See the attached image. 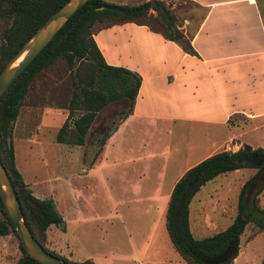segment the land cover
Returning <instances> with one entry per match:
<instances>
[{"label": "crops", "instance_id": "0c3cea01", "mask_svg": "<svg viewBox=\"0 0 264 264\" xmlns=\"http://www.w3.org/2000/svg\"><path fill=\"white\" fill-rule=\"evenodd\" d=\"M160 1L181 38L168 39L163 25L143 21L113 24L92 36L105 63L133 72L139 86L131 110L87 169L97 171L108 196L104 203L144 208L140 217L152 211L155 225L162 216L164 221L170 191L185 170L216 151H236L246 135L264 129V6L256 0H186L193 7L185 12L174 8L175 0ZM106 260L99 257L100 264Z\"/></svg>", "mask_w": 264, "mask_h": 264}, {"label": "rangeland", "instance_id": "374dc122", "mask_svg": "<svg viewBox=\"0 0 264 264\" xmlns=\"http://www.w3.org/2000/svg\"><path fill=\"white\" fill-rule=\"evenodd\" d=\"M174 2V8L185 12L193 7L186 0ZM258 2L264 6V0ZM141 21L158 23L150 10ZM71 89L64 59L37 73L10 132L14 163L23 181L35 197L51 198L62 211L64 228L49 226L45 247L68 260L91 258L95 264H100L101 256L106 257V264H186L168 240L163 216L155 225L152 211L140 217L137 212L144 208L104 203L108 196L99 187L97 171L92 170L93 166L87 170L95 159L97 139L121 118L123 102L109 104L96 113L85 144H73L71 133L63 143L56 141L57 130L68 112ZM42 113L46 116L40 119ZM243 143L264 148V129L257 136L246 135ZM250 179L245 206L254 216H261L254 210L252 199L264 181V170L239 167L208 181L192 196L187 207L190 234L207 237L224 229L235 214L241 185ZM256 205L264 210V188L256 196ZM16 235H0V264H14L21 255ZM263 257L264 231L248 223L239 237L238 253L229 264H261Z\"/></svg>", "mask_w": 264, "mask_h": 264}, {"label": "trees", "instance_id": "16d2710c", "mask_svg": "<svg viewBox=\"0 0 264 264\" xmlns=\"http://www.w3.org/2000/svg\"><path fill=\"white\" fill-rule=\"evenodd\" d=\"M66 1L0 0V69L38 26ZM149 10L155 12V19L163 25L168 39L182 37L174 27L173 14L163 1L117 4L106 0H86L0 94V163L13 187L30 234L46 252L66 264L95 263L91 259L68 260L45 247L48 227L53 225L63 229L64 222L52 199L35 197L17 170L10 139L12 122L36 74L51 68L60 59L66 62L72 89L68 112L56 133L58 143L66 141L71 133L73 144H84V136L96 113L110 103L119 101L125 104V108L119 110L123 118L131 110L139 78L126 68L105 63L92 36L95 31L113 24L141 22ZM184 49L195 53L188 44ZM113 128L97 139L95 156ZM252 155L262 158L261 164L255 168L264 170V148L241 144L236 151L222 149L207 156L185 170L174 183L164 211V228L171 246L186 264H229L238 253L239 237L246 224L253 223L259 232L264 231V210L256 205V196L264 188V181L252 199L254 210L261 216H254L245 206V192L252 179L241 185L235 214L224 229L207 237L195 238L187 224L188 203L200 186L241 167L236 162ZM10 232L16 235L0 201V235ZM18 246L21 255L14 264H40L24 252L20 242ZM261 264H264V257Z\"/></svg>", "mask_w": 264, "mask_h": 264}, {"label": "water", "instance_id": "95a60500", "mask_svg": "<svg viewBox=\"0 0 264 264\" xmlns=\"http://www.w3.org/2000/svg\"><path fill=\"white\" fill-rule=\"evenodd\" d=\"M86 0H67L58 9L51 13L23 45L4 63L0 69V94L7 88L22 69L47 44L54 33ZM21 58L13 64L19 57ZM262 158L252 155L243 157L236 163L241 167H256ZM0 201L3 209L11 221L24 252L40 264H66L46 252L32 237L26 227L18 201L4 167L0 163Z\"/></svg>", "mask_w": 264, "mask_h": 264}, {"label": "bare ground", "instance_id": "6f19581e", "mask_svg": "<svg viewBox=\"0 0 264 264\" xmlns=\"http://www.w3.org/2000/svg\"><path fill=\"white\" fill-rule=\"evenodd\" d=\"M21 58V56L13 63V64H16V62H18V60Z\"/></svg>", "mask_w": 264, "mask_h": 264}]
</instances>
